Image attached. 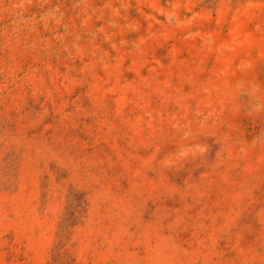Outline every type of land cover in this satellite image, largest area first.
<instances>
[{"label": "rangeland", "instance_id": "rangeland-1", "mask_svg": "<svg viewBox=\"0 0 264 264\" xmlns=\"http://www.w3.org/2000/svg\"><path fill=\"white\" fill-rule=\"evenodd\" d=\"M0 264H264V0H0Z\"/></svg>", "mask_w": 264, "mask_h": 264}]
</instances>
